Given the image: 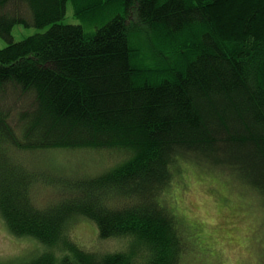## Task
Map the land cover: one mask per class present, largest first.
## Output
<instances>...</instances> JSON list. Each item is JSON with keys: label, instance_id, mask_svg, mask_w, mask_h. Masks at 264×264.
<instances>
[{"label": "trees", "instance_id": "trees-1", "mask_svg": "<svg viewBox=\"0 0 264 264\" xmlns=\"http://www.w3.org/2000/svg\"><path fill=\"white\" fill-rule=\"evenodd\" d=\"M17 24L46 30L17 41ZM0 38V218L51 248L0 264H181L196 237L170 192L192 165L264 207V0H0ZM79 147L127 157L36 168ZM77 216L128 248L84 250Z\"/></svg>", "mask_w": 264, "mask_h": 264}, {"label": "rangeland", "instance_id": "rangeland-1", "mask_svg": "<svg viewBox=\"0 0 264 264\" xmlns=\"http://www.w3.org/2000/svg\"><path fill=\"white\" fill-rule=\"evenodd\" d=\"M71 14L70 4L65 22H73ZM45 30L17 24L12 35L18 41ZM7 44L6 39L0 38V47ZM39 157L41 162L39 158L35 160L36 168L44 165L42 172L50 168L67 176L83 172L93 176L127 156L126 152L114 148L79 147L46 150ZM182 174V180L170 192L171 200L183 226L196 238L191 240V248L181 264H264V207L257 197L250 192L243 193L237 185L221 179L217 172L192 165ZM48 190L37 191L41 201L54 196ZM66 233L71 241L90 251H121L130 243L127 237L100 239L95 223L82 216L70 220ZM47 249L51 248L34 238L11 235L0 218V261L30 257Z\"/></svg>", "mask_w": 264, "mask_h": 264}]
</instances>
